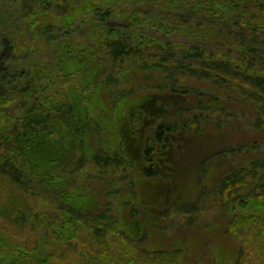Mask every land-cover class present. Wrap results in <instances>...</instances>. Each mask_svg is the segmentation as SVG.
I'll use <instances>...</instances> for the list:
<instances>
[{
    "label": "rangeland",
    "instance_id": "obj_1",
    "mask_svg": "<svg viewBox=\"0 0 264 264\" xmlns=\"http://www.w3.org/2000/svg\"><path fill=\"white\" fill-rule=\"evenodd\" d=\"M173 1L0 0V143L21 145L22 134L32 148L19 176L0 160V264H264V134L254 123L260 96L245 81L216 77L247 80L235 70L196 76L185 52L200 46L206 61L243 60L252 43L264 47V4ZM68 13L80 16L69 21ZM240 16L243 39L234 32ZM116 35L127 42L117 46ZM247 52L264 71V51ZM197 61L201 71L217 67ZM159 81H185L230 108L227 117H209L224 122L222 130L181 132L168 156L154 153L157 175L149 180L145 143L167 106ZM254 141L227 160L234 169L259 160L258 172H248L252 181L226 188L209 170L205 183L216 189L209 201L199 199L196 166L209 149ZM106 146L125 159L98 162L93 154ZM250 197L259 205L238 216L234 205ZM197 200L194 212L180 208ZM144 204L156 213L141 215ZM247 217L262 230L246 232Z\"/></svg>",
    "mask_w": 264,
    "mask_h": 264
},
{
    "label": "trees",
    "instance_id": "obj_2",
    "mask_svg": "<svg viewBox=\"0 0 264 264\" xmlns=\"http://www.w3.org/2000/svg\"><path fill=\"white\" fill-rule=\"evenodd\" d=\"M52 0H49V2ZM121 1V0H119ZM264 4V0H259ZM174 1L171 0V4H173ZM84 10V5L80 7V11ZM69 16L68 20L72 21L73 19L77 18L78 14L74 13H68L66 14ZM238 22L241 25V27H238V29L234 32L237 33V35L241 36L242 39L246 36V27H243L244 22L242 21L241 16L238 18ZM121 34V33H119ZM108 35V33H107ZM115 36V35H111ZM112 38V37H111ZM248 39V37H246ZM114 44L117 43V46L119 44L126 43L127 41L122 40L119 35H116V38L114 37ZM73 40V39H71ZM235 40H239L238 37L235 38ZM252 42V41H251ZM237 46V45H236ZM238 47V46H237ZM118 48V47H117ZM125 50V47L122 48ZM247 50H261L264 51V47H260L258 45H252L249 46ZM247 50L242 51L243 60L241 61H234L232 59H215L212 61H206V51L204 48L197 46L196 49H191L190 51H185L187 55L191 58L192 61H190V67L192 70H194L197 74L196 76L200 77V72H204L203 76L207 79H213L214 74L218 73L219 68H223L226 70H235V72L244 74L247 78V80L240 79L239 77L232 75L230 78H225L223 76L217 75L216 77H221L224 81H228L231 79L234 80H241L245 81L246 85L255 90L257 94L260 96V103L257 105V117L255 120V126L258 130L261 131L260 134H264V120H262L263 117V111H264V71H256L258 70L257 67L259 66L254 56L248 55ZM120 54H123L121 52ZM123 58V57H119ZM248 59V61H246ZM197 60H203L207 63L216 64L217 67H213L211 70H204L201 71L200 66H198ZM246 62V63H245ZM183 64V63H182ZM237 66V67H234ZM251 65L253 69H249L248 66ZM240 68V69H239ZM222 69V70H223ZM157 88L160 91H163L167 95V106L165 109L163 108V112H160L156 116L157 121L160 123L156 125L155 130L147 136V140L145 143V164L147 165L145 168H143V176L144 178H148L149 180L155 179L157 173H156V165L155 161L158 162L157 157L153 156L154 153L160 152L164 153L166 156H168V153L171 152L170 150H174V145H176L179 141V138L182 136L181 132H187V135H201L202 131L208 129V127H213L216 130H222V127L224 126V122L222 121H214L210 119L209 117H227V112L230 108V104L228 101L221 100L220 96L214 93H209L205 91L204 89L198 87L195 88L192 85L187 84L185 81L182 85L177 86L169 85V83L164 82L162 83L159 81L157 83ZM36 115L38 117H42L43 113L37 112ZM2 116V117H1ZM154 116V115H153ZM4 117V115L0 112V120ZM211 120V121H210ZM73 123V127H75ZM6 127V126H5ZM77 128L78 124H77ZM77 132L79 131L78 129ZM225 128V127H224ZM6 134L10 136L13 135L12 129L10 127V123H7ZM73 129V128H72ZM110 130V128H109ZM83 131L80 129V132ZM75 133V131L73 132ZM80 135V133H79ZM20 144L17 145L16 142L12 145H8L3 141L0 143V160H3V162L8 161V163L13 166L14 172H11L12 175H18V172H23L26 163H28L30 159V153L32 148L29 149V146H24L23 136H18ZM204 139V138H203ZM207 140L204 139V142ZM214 142H217L214 140ZM29 143V141H28ZM229 145L225 146L221 149H216L217 147H211L209 149L208 155H206L201 161L200 164L196 166L197 168V177H198V185L200 189L202 190V194L200 195L199 199L202 200V198L205 196V198L209 201V197L213 194V191L216 189L215 187H211L210 184L207 185L205 183L206 174L209 172V170L216 171V178H218L217 183L222 179L221 183L226 186V188H232L235 186L241 187L243 184H247L249 181H252L250 179H247L249 170L251 172H254L255 174L258 172L256 168L258 166L256 164H259V160L254 164L249 163L246 167L237 166L236 169H234L233 162L231 160H228V156L234 153H240L241 151L244 152L245 149H243L244 146L246 147H257L258 142H247V143H238L236 145H232L228 143ZM184 146V145H183ZM185 148V146H184ZM183 148V150H184ZM162 151V152H161ZM161 155V154H160ZM94 158L100 163H106L112 164L114 162H121L123 160L122 158V152L115 149H112L109 146H106V149L104 151L98 149L97 153L95 152L93 154ZM125 159V158H124ZM95 160V159H94ZM218 164V168H214ZM25 164V165H24ZM221 168L223 171L219 172L218 169ZM263 172V171H262ZM218 174V175H217ZM19 176V175H18ZM12 178L16 180V177ZM215 182V181H214ZM213 182V184H214ZM217 185V184H216ZM208 189V190H207ZM162 194V193H161ZM150 198V197H149ZM163 196H159V200H162ZM258 197H250L243 199L236 203L234 207H239L240 213L238 216L242 214L244 211L245 213L243 216H246V210L252 211V209L259 204L257 203V200H255ZM199 201L194 202H188L185 204H181L180 208L184 210V212H194L199 208ZM147 202V201H146ZM177 205V203H171L170 206ZM133 206L136 208L138 206H141L140 200H136L133 202ZM157 209L152 210L150 205L144 204L142 208V214H147L146 212L152 211L156 213ZM138 212V209L137 211ZM134 217L135 215L132 214ZM148 217H152V215H149ZM146 219L147 223H151L154 218H151L150 220ZM249 217L246 218V220ZM262 224H264V218L262 219ZM99 225H103V223H100ZM246 232H256L258 229L262 230L257 226V222L251 219H248L247 222L242 225ZM22 260H16L14 264H21ZM239 264L240 261H239Z\"/></svg>",
    "mask_w": 264,
    "mask_h": 264
}]
</instances>
